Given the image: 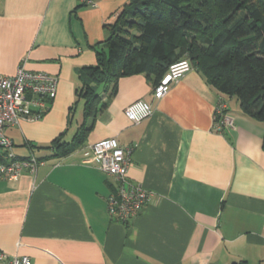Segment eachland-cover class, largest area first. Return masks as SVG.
Returning <instances> with one entry per match:
<instances>
[{
  "label": "crops",
  "instance_id": "crops-1",
  "mask_svg": "<svg viewBox=\"0 0 264 264\" xmlns=\"http://www.w3.org/2000/svg\"><path fill=\"white\" fill-rule=\"evenodd\" d=\"M95 1L0 0V73L21 63L58 78L38 118L5 128L16 156L42 162L0 178V252L31 264H264V122L232 110L194 66L159 98L143 72L121 76L111 95L101 88L106 105L85 118V141L52 155V139L70 140L83 120L78 100L67 123L77 71L96 62L93 46L129 0ZM138 98L153 110L135 123L124 108ZM221 101L234 126L217 130ZM108 137L130 150L128 177L149 193L125 222L108 213L115 180L90 148Z\"/></svg>",
  "mask_w": 264,
  "mask_h": 264
},
{
  "label": "trees",
  "instance_id": "trees-1",
  "mask_svg": "<svg viewBox=\"0 0 264 264\" xmlns=\"http://www.w3.org/2000/svg\"><path fill=\"white\" fill-rule=\"evenodd\" d=\"M93 48L96 62L77 71L67 123L78 100L83 120L70 140L62 133L52 139L55 157L85 141V118L106 105L101 88L111 95L121 76L139 72L155 85L181 58L219 93L236 95L243 113L264 122V0H129ZM5 160L0 151V162Z\"/></svg>",
  "mask_w": 264,
  "mask_h": 264
},
{
  "label": "built area",
  "instance_id": "built-area-1",
  "mask_svg": "<svg viewBox=\"0 0 264 264\" xmlns=\"http://www.w3.org/2000/svg\"><path fill=\"white\" fill-rule=\"evenodd\" d=\"M81 4L94 6L95 0H79ZM192 68L187 58L172 62L160 80L153 86L152 95L162 97L186 71ZM58 78L41 70H31L18 64L13 74L0 73V151L6 160L0 162V178L14 179L22 171L35 172L42 162L34 154L18 157L13 153V141L5 133L9 125H16L21 119H36L47 103L56 95ZM37 105L38 110H32ZM226 104L221 101L214 110V121L217 130L234 126L233 118L226 114ZM149 100L138 98L124 108V114L132 122H140L152 113ZM92 154L98 161L99 168L115 180L114 189L107 196V210L111 217L125 222L134 216L148 198V191L140 184L133 182L127 174L130 150L124 148L116 137L102 138L90 144ZM6 264H31L28 255L13 254L7 257L0 252V261Z\"/></svg>",
  "mask_w": 264,
  "mask_h": 264
},
{
  "label": "rangeland",
  "instance_id": "rangeland-1",
  "mask_svg": "<svg viewBox=\"0 0 264 264\" xmlns=\"http://www.w3.org/2000/svg\"><path fill=\"white\" fill-rule=\"evenodd\" d=\"M132 31L134 32L135 30L132 29ZM228 98H229V105H230V108L232 110H234L236 108H239V106H238L239 105V101H238V98H237L236 95H230V96H228Z\"/></svg>",
  "mask_w": 264,
  "mask_h": 264
}]
</instances>
